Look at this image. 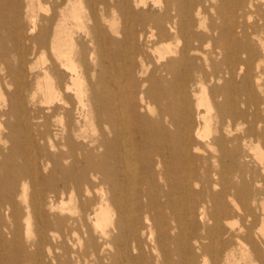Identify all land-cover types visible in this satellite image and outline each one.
Wrapping results in <instances>:
<instances>
[{
	"label": "bare ground",
	"instance_id": "bare-ground-1",
	"mask_svg": "<svg viewBox=\"0 0 264 264\" xmlns=\"http://www.w3.org/2000/svg\"><path fill=\"white\" fill-rule=\"evenodd\" d=\"M89 1L0 0V264H264V0Z\"/></svg>",
	"mask_w": 264,
	"mask_h": 264
},
{
	"label": "rangeland",
	"instance_id": "rangeland-1",
	"mask_svg": "<svg viewBox=\"0 0 264 264\" xmlns=\"http://www.w3.org/2000/svg\"><path fill=\"white\" fill-rule=\"evenodd\" d=\"M56 0H43V5L42 6H40V5H38V3H34V10H35V13L37 14V15H39L40 17H46L48 14H50V12L49 13H47L45 10L48 8V4L46 5V3H48V2H50V3H53V2H55ZM107 3H108V5H110V1L109 0H107ZM85 5V6H84ZM76 6L78 7V8H81V10H82V12L84 13H82V15H83V17H84V23H88L87 22V19H86V16L88 15V13L90 12V10L92 9V3L89 1V0H82V3L81 4H78V3H76ZM97 10H98V14H100V12L103 10V7L101 6V5H99L98 7H97ZM154 11H156L157 12V9H153L152 8V6H150V12H154ZM9 14V13H8ZM107 14H109V16H110V18H114V19H116V21H115V27L116 28H118V29H123V26L125 25V21H124V18H123V16L121 15V13L119 12V11H111V10H109L108 12H107ZM26 21V20H25ZM72 22V24L73 25H75L76 26V22L75 21H71ZM25 25L26 26H28V23H27V21L25 22ZM8 34H9V39H11V37H10V32L8 31ZM25 36L26 37H29V35H28V32L26 31L25 32ZM29 44H28V42H27V40H26V42H25V46H28ZM31 60H33V61H38L39 63H41L42 62V55H38L37 57H35V58H31Z\"/></svg>",
	"mask_w": 264,
	"mask_h": 264
}]
</instances>
